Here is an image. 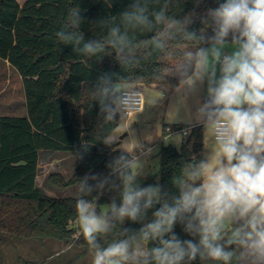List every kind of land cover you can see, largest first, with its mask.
Returning <instances> with one entry per match:
<instances>
[{
	"label": "clouds",
	"instance_id": "1",
	"mask_svg": "<svg viewBox=\"0 0 264 264\" xmlns=\"http://www.w3.org/2000/svg\"><path fill=\"white\" fill-rule=\"evenodd\" d=\"M156 4L159 7L135 0L118 20L112 17L95 25L102 34L87 42L79 30L81 9L69 7L54 33L55 51L60 45H73L90 58L110 49L129 72L140 66L138 57L163 52L168 61L164 73L180 78L176 91L184 94L181 102L207 83L208 99L195 113L205 135L210 134L207 155L186 165L174 179L179 195L169 202L159 185L137 184L144 162L135 154L136 144L129 155L109 165L120 185L97 176L79 182L74 239L83 237L91 264H184L197 257L216 264H264V0H225L209 9L203 23L212 27L213 35L207 39L186 30L192 13L178 19L168 14L173 0ZM145 33L154 35L138 39ZM177 37L186 43L169 47ZM133 82L131 78L113 82L107 74L98 79L88 95L99 102L105 123L113 122L118 113L127 121L152 104ZM115 139L106 136L105 143ZM89 179L97 181L95 186ZM106 185L121 188V202L113 201L98 212V197H87ZM156 204L161 206L153 219L138 232L118 230L126 219L143 222ZM177 224L198 242L180 240L174 234ZM114 230L116 238L109 240ZM149 243L156 246L149 248Z\"/></svg>",
	"mask_w": 264,
	"mask_h": 264
},
{
	"label": "trees",
	"instance_id": "2",
	"mask_svg": "<svg viewBox=\"0 0 264 264\" xmlns=\"http://www.w3.org/2000/svg\"><path fill=\"white\" fill-rule=\"evenodd\" d=\"M162 4L164 0H159ZM225 0H173L169 15L178 19L192 13L187 31L206 39L213 35L212 27L203 23L209 9L219 7ZM109 3L111 7H109ZM135 0H27L22 6L18 0H0V60L6 61L22 77L26 99V115H4L0 105V264H4L2 245L32 241L42 246L48 240L56 241L71 250L81 252L75 259L67 260V252L54 257L52 253L42 262L25 261L23 264H77L89 253L83 237L74 239L71 224L76 220L75 200L78 185L86 176L108 178L116 185L120 180L109 165L121 155L117 142L105 143V137L118 128L120 114L105 123L100 104L89 98L98 79L107 74L117 82L131 78L136 85L166 86L176 91L180 78L165 74L168 61L161 51H153L148 59L138 57L140 66L131 72L125 70L110 49L90 58L77 52L73 45H60L56 49L54 33L58 21L69 7H79L83 23L80 31L84 42L100 38L101 30L95 27L100 21L118 18L131 10ZM150 7H159L156 0H149ZM104 30L103 34H106ZM154 33H145L138 39H150ZM231 43V37L228 38ZM186 43L181 37L169 41V47ZM200 47H208L201 44ZM82 47V45H81ZM168 50V49H166ZM179 55V53H177ZM191 128L185 136L180 131ZM170 126L164 125L162 141L169 136ZM175 132L183 135L180 148L163 145L160 152L158 177L162 194L171 201L179 190L174 179L188 164L205 159V127L176 126ZM41 153L71 154L77 157V167L70 178L60 173L49 175L48 182L59 189L77 188L74 198H53L38 186ZM82 154V158L81 157ZM155 178L149 177L141 186H153ZM95 186L97 181L89 179ZM120 187L106 185L94 190L88 199H96L97 211L113 201L120 204ZM161 205L149 209L143 222L125 220L118 230L129 229L136 233L143 223L151 222L153 213ZM174 234L180 240H194L177 224ZM114 233L109 240L115 239ZM103 242V241H102ZM156 246L149 243L148 247ZM184 264H203L197 257Z\"/></svg>",
	"mask_w": 264,
	"mask_h": 264
},
{
	"label": "rangeland",
	"instance_id": "3",
	"mask_svg": "<svg viewBox=\"0 0 264 264\" xmlns=\"http://www.w3.org/2000/svg\"><path fill=\"white\" fill-rule=\"evenodd\" d=\"M23 5L27 0H18ZM231 44V43H229ZM231 51V48L226 49ZM143 89L145 95L152 102L146 104L145 109L129 118L120 121L116 131L112 134L114 141L119 144L118 149L126 152L132 151L136 144L135 154L144 162V169L137 177V184L141 187L149 177L155 178L153 186L159 185L158 172L160 170V152L163 145H173L180 148L183 135L175 132L176 126H194L200 124L195 119L198 107L205 103L207 98V83L197 86V91L188 95L181 102L183 93H171L166 86L136 85ZM0 105L4 115H26V99L22 77L8 62L0 60ZM164 125L170 126L169 136L162 141ZM188 131L191 128L187 129ZM210 134H204L206 157ZM51 156V157H50ZM77 167V157L67 154H44L41 160L40 178L38 186L44 193L53 198H68L72 190L59 189L48 182L49 175L63 170L70 178ZM48 172V173H47ZM50 172V173H49ZM50 174V175H51ZM2 245L4 264H23L25 261L42 262L46 257L67 252V260L75 259L81 252L71 250L72 247H63L56 241L48 240L44 246L32 241L12 242ZM235 246H230L234 248ZM77 264H91L90 252ZM203 264H216L213 261H203Z\"/></svg>",
	"mask_w": 264,
	"mask_h": 264
},
{
	"label": "crops",
	"instance_id": "4",
	"mask_svg": "<svg viewBox=\"0 0 264 264\" xmlns=\"http://www.w3.org/2000/svg\"><path fill=\"white\" fill-rule=\"evenodd\" d=\"M18 2H19V1H18ZM24 4H25V3H24ZM24 4H23V5H24ZM20 5H21V4H20ZM23 5H22V6H23ZM145 106H146V104H145ZM145 106H144V109H145ZM144 109H143V110H144ZM143 110H142V111H143ZM115 131H116V130H115ZM115 131H114V132H115ZM114 132H113V133H114ZM113 133H112V134H113ZM112 134H111V136H112ZM113 142H117V141H113ZM44 154H56V153H41V155H40V165H39V176H38L37 183H38L39 178H40L41 160H42V155H44ZM67 155H71V154H67ZM73 156H74V155H73ZM50 157H51V156H50ZM75 170H76V168L73 170V173H74ZM47 173H48V172H47ZM49 173H50V172H49ZM54 173H60V174H62V175L65 176V177L69 175V174H67V172H65V171H63V170H60V169H59L58 171L54 172ZM73 173H72V175H73ZM50 174H51V173H50ZM50 174H47V175H50ZM72 175H71V176H72ZM66 178H67V177H66ZM68 189H69V190L71 189V190L73 191V192H72V195H69V197L74 198V197L77 196V188H76V187L67 188V189H65V190H68ZM69 197H68V198H69Z\"/></svg>",
	"mask_w": 264,
	"mask_h": 264
},
{
	"label": "built area",
	"instance_id": "5",
	"mask_svg": "<svg viewBox=\"0 0 264 264\" xmlns=\"http://www.w3.org/2000/svg\"><path fill=\"white\" fill-rule=\"evenodd\" d=\"M143 109H144V107H143ZM140 112H141V111H140ZM138 113H139V112H138ZM134 116H135V115H132V116H130L129 118H132V117H134ZM180 133H183V135L187 136L188 133H189V131H188V130H183V131H180ZM71 228H73V229L75 230V233H74V235H73V238H74L75 235H76V232L78 231V227H77V224H76V220L72 222V224H71Z\"/></svg>",
	"mask_w": 264,
	"mask_h": 264
},
{
	"label": "water",
	"instance_id": "6",
	"mask_svg": "<svg viewBox=\"0 0 264 264\" xmlns=\"http://www.w3.org/2000/svg\"><path fill=\"white\" fill-rule=\"evenodd\" d=\"M206 101H207V100H206ZM206 101H205V102H206Z\"/></svg>",
	"mask_w": 264,
	"mask_h": 264
}]
</instances>
